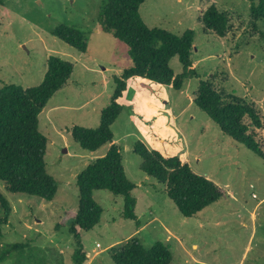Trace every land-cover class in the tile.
Wrapping results in <instances>:
<instances>
[{
  "label": "rangeland",
  "instance_id": "374dc122",
  "mask_svg": "<svg viewBox=\"0 0 264 264\" xmlns=\"http://www.w3.org/2000/svg\"><path fill=\"white\" fill-rule=\"evenodd\" d=\"M105 1L4 0L0 5V92L9 84L24 89L40 85L50 56L74 65L68 84L39 116V129L48 139L46 169L58 185L56 197L47 201L12 193L0 181V192L11 207L0 240V253L10 255L2 264H74L77 243L69 228L79 204L76 179L110 146L85 151L73 140L71 130L99 127L101 112L110 105L116 88L114 77L133 65L126 44L100 29ZM211 5L231 19L224 38L205 34L200 24L199 18ZM140 14L149 28L175 36L194 32L195 76L179 91L140 79L130 82L121 103L123 113L112 131L127 177L137 186L140 224L123 217L122 197L94 191L93 198L103 209L101 222L92 231H79L88 264H114L112 248L134 238L146 249L157 242L169 245L171 264H264V157L222 134L192 101L201 82H209L256 104L264 123V20L254 29L249 0H146ZM61 25L85 33L87 53L52 34ZM170 65L176 75L183 73L178 57ZM140 93L157 98V110L152 111L165 118L159 129L171 149L183 152L186 142L192 171L225 192L222 200L196 217L184 218L164 185L140 169L142 160L134 146L139 141L149 146L148 136L158 126L157 120L148 123L144 114L134 113L133 102ZM255 131L264 148V129ZM15 244L27 248L12 250Z\"/></svg>",
  "mask_w": 264,
  "mask_h": 264
},
{
  "label": "trees",
  "instance_id": "16d2710c",
  "mask_svg": "<svg viewBox=\"0 0 264 264\" xmlns=\"http://www.w3.org/2000/svg\"><path fill=\"white\" fill-rule=\"evenodd\" d=\"M145 1L106 0L101 7L100 29L126 44L133 65L125 69L120 77H114L116 88L110 105L101 112L99 127L74 126L71 130L73 140L85 151L96 152L110 146L105 156L91 161L76 179L79 204L69 228L77 243L74 264H85L88 260L79 231H92L101 222L103 209L94 200V191H109L122 197L123 217L135 221L138 226L140 224L134 195L137 186L127 177L112 131V126L123 112L119 100L127 89V81L135 77L145 78L179 91L187 79L195 76L192 60L194 32L188 30L181 36H175L161 29L149 28L140 14ZM249 1L252 24L257 30V23L264 20V0ZM0 5H4V0H0ZM199 20L205 34L224 38L230 30L229 15L219 11L215 5L209 6ZM52 34L78 52L87 53L84 32L61 25ZM174 57H178L183 66L180 75H176L171 68ZM73 71L71 62L50 56L40 85L24 89L9 84L0 92V181L7 191L47 201L56 197L58 185L46 169L48 139L39 129V116L53 96L68 84ZM193 103L224 135L264 157V148L255 131L264 129V123L256 104L236 94L218 90L209 82H201ZM133 151L142 160L141 171L164 185L165 194L184 218L196 217L224 198L223 189L208 178L195 174L179 157H165L158 151L149 150L140 141ZM0 208L3 209V217H0L1 240L3 226L11 213L10 203L1 192ZM23 248L27 245L15 244L12 250ZM111 252L114 264H171L173 261L169 245L157 242L151 249H146L138 238L113 247ZM9 255V251L1 252L0 264Z\"/></svg>",
  "mask_w": 264,
  "mask_h": 264
},
{
  "label": "crops",
  "instance_id": "0c3cea01",
  "mask_svg": "<svg viewBox=\"0 0 264 264\" xmlns=\"http://www.w3.org/2000/svg\"><path fill=\"white\" fill-rule=\"evenodd\" d=\"M181 1V0H179ZM193 68H195L194 66V63H193ZM135 79H140V80H143V81H149L145 78H139V77H135V78H131L127 81V89L126 91L124 92L122 98L119 100L120 104L123 102L124 100V96L125 94L127 93L128 91V88H129V85H130V82L131 81H134ZM151 82V81H149ZM152 83H155V82H152ZM157 84V83H155ZM159 85V84H158ZM162 86V85H161ZM166 87V86H165ZM171 88V86L169 87ZM195 97V95H194ZM194 97H193V100H194ZM192 100V101H193ZM133 107H134V113L139 115V114H144L145 115V118L147 119V122L148 123H152L153 120H157V123H158V126H155V130L152 131V136H148V139H149V146L148 149L149 150H156V151H159L163 156L165 157H174L173 155L179 157L183 163H187L188 164V156L190 155V150H189V147L187 145L186 142H184V147L185 149L182 151H180L178 148L174 151L173 149H171V146L169 144H167V141L169 140L168 138L165 137V134L162 133L160 131V126L162 123H165L166 120L164 117H162L160 115V113L158 111H152L153 109L157 110L156 108V105L158 104L157 103V98L155 99L154 97L152 96H147L145 93H140L138 94L136 97H135V100L133 102ZM122 105V104H121ZM44 111V110H43ZM123 113V112H122ZM122 115V114H121ZM116 123V122H115ZM114 126V125H113ZM112 126V127H113ZM206 129V127H204ZM204 129V133H207L205 132L206 130ZM209 129V128H208ZM181 131H179L178 133H180ZM221 132V131H220ZM222 133V132H221ZM219 133V134H221ZM223 134V133H222ZM214 138L217 137V133L215 135H213ZM114 143H116V140H115V137H114ZM147 145V144H146ZM150 146H154L155 148H150ZM170 148V150H169ZM167 151V152H165ZM175 153V154H173ZM138 200V199H137ZM137 206H138V202H137ZM136 206V212L138 210ZM152 208V207H151ZM139 219V218H138ZM145 228V227H144ZM144 228H140L139 231H141L142 229ZM196 247V245L194 246ZM87 255V254H86ZM89 260L86 261L85 264H88Z\"/></svg>",
  "mask_w": 264,
  "mask_h": 264
},
{
  "label": "built area",
  "instance_id": "2783aa9c",
  "mask_svg": "<svg viewBox=\"0 0 264 264\" xmlns=\"http://www.w3.org/2000/svg\"><path fill=\"white\" fill-rule=\"evenodd\" d=\"M96 247H97V248H101V245H100V244H97Z\"/></svg>",
  "mask_w": 264,
  "mask_h": 264
}]
</instances>
